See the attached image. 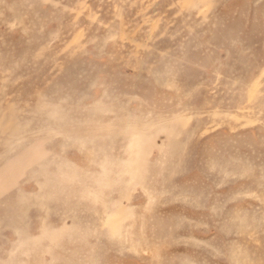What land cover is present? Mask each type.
Wrapping results in <instances>:
<instances>
[{"label":"rangeland","instance_id":"374dc122","mask_svg":"<svg viewBox=\"0 0 264 264\" xmlns=\"http://www.w3.org/2000/svg\"><path fill=\"white\" fill-rule=\"evenodd\" d=\"M0 264H264V0H0Z\"/></svg>","mask_w":264,"mask_h":264}]
</instances>
